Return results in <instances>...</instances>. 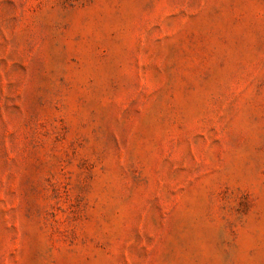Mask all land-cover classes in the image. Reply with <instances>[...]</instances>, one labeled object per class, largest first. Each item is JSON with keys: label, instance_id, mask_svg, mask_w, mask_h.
<instances>
[{"label": "rangeland", "instance_id": "374dc122", "mask_svg": "<svg viewBox=\"0 0 264 264\" xmlns=\"http://www.w3.org/2000/svg\"><path fill=\"white\" fill-rule=\"evenodd\" d=\"M0 264H264V0H0Z\"/></svg>", "mask_w": 264, "mask_h": 264}]
</instances>
